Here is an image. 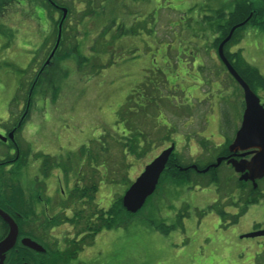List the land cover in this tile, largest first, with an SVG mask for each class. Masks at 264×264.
Segmentation results:
<instances>
[{
  "label": "rangeland",
  "instance_id": "rangeland-1",
  "mask_svg": "<svg viewBox=\"0 0 264 264\" xmlns=\"http://www.w3.org/2000/svg\"><path fill=\"white\" fill-rule=\"evenodd\" d=\"M18 2L0 9V122L21 114L24 106L13 99L19 94L18 102H25L33 69L45 61L47 66L34 87L28 125L17 135L21 156L29 159L17 172L26 196L34 192L43 157H52L50 184L63 182L67 192L76 184L100 183L98 199L86 209L81 200L69 204H77L78 223L86 224L95 210L123 200L146 165L171 144L183 163L203 166L220 156L226 139L240 128L243 91L212 40L223 21L219 13L231 12L234 0H66L72 15L62 27L65 44L49 63L57 13L47 9L45 15L33 0ZM241 33L229 50L242 49L264 76V27L247 25ZM140 86L156 95L153 106L144 103ZM134 92L139 93L135 108L149 106L128 113L138 114L129 120L149 140L142 158L126 155L121 146L128 129L120 116ZM255 92L264 104V90ZM105 147L109 152L102 151ZM217 170L219 180L208 185L196 174L190 182L163 176L140 211L123 215L122 226L95 237L83 251V264H261L264 236H242L253 232L248 228L262 208L232 221L245 207L250 187L239 186L227 162ZM259 187L264 192V177ZM54 194L60 196L58 189ZM256 221V228L264 225L262 218ZM73 226L70 220L66 227L74 232Z\"/></svg>",
  "mask_w": 264,
  "mask_h": 264
},
{
  "label": "flooded vegetation",
  "instance_id": "flooded-vegetation-1",
  "mask_svg": "<svg viewBox=\"0 0 264 264\" xmlns=\"http://www.w3.org/2000/svg\"><path fill=\"white\" fill-rule=\"evenodd\" d=\"M48 1L52 4L54 8H56L57 10L56 13L58 15L57 17L59 18V23H60L63 14L61 9L64 7V4L55 3L52 0H48ZM261 1L264 0H259V2ZM5 3L6 0H0V9L2 11L5 10L6 7ZM37 7L39 10L45 11V15H47L49 9L47 11V8L43 7V5L41 4H38ZM2 11L1 14H3ZM251 16L252 15H250L249 18ZM249 18L244 21L245 24L250 21ZM46 21L47 18L45 17L44 22L46 23ZM48 34L51 35L50 28L47 31V35ZM58 34H59V24H58ZM218 34L220 35L219 32ZM56 43H57V38L54 44L55 46ZM54 47L48 53L47 60L49 59ZM45 63L46 61L39 69L36 68L33 69L32 74H35V76L32 78L30 89L36 85L35 82H38V78L40 75L39 72L46 69ZM31 65H34V62H32ZM26 102L27 101L23 103L20 102L19 105L21 106V108L22 106L25 107ZM24 107L20 111L21 114H15V115L11 114L7 119V121L0 122V136H1L0 137V208L14 218V220L18 225V230H19L17 242L15 247L13 248L15 251V256L14 257H12L11 255L9 256L10 258H13V260H15L16 264H83L84 261L82 259V254L83 251L88 247L85 243V236L87 234L85 227L86 224L83 223L79 224L78 229H76V226H73L74 232H70V229L66 227L70 224V219L72 218L70 215L71 211L73 215L76 213L75 212L76 209L75 208L73 209V207L76 206L77 204L74 202L72 206L69 205L71 203L70 196L72 190L66 192L63 189V182L59 183L58 181L57 182L53 181L50 184L48 180L50 178L49 176L50 174L46 175L43 172V164H42L38 168L39 175L35 174L36 185L34 186V192H31V196L28 195L26 196L24 194L26 196V200L29 203L31 202L32 206L34 207L30 209L25 208L26 211L25 212L21 208L23 201L22 198L18 193L14 192V189L16 188L15 185L19 186L20 189H22V184L20 183V179L18 180L17 178L18 167L20 164L22 165V163H24V160H27L26 161L27 164L29 161V159H23V157L21 156V148L19 150V143L17 139V135L21 131V129H23L24 126L28 125V120L30 117V114H23L25 112ZM233 140L228 145L227 142H225L226 144H224L223 147L226 146L228 150H225V152L223 154H220L218 158H222V157L227 158L224 159L222 163L225 162L228 163L227 160L232 157H234L237 160H241V159L249 160L252 157V154L242 156V154L247 151H238L237 153L230 151V145L233 142ZM238 176H240V174ZM60 181L62 180L60 179ZM58 185L59 187L57 188ZM75 186L73 187V189L75 188ZM52 189L56 191L58 189L60 195L58 197L59 199L57 198V196H55V194L51 195ZM99 190H100V183L98 185V190L94 194L95 202L96 199H98ZM14 198L19 207L14 206L15 203L12 204ZM81 201L83 202L81 207L84 210L86 209L85 207L86 198L81 199ZM56 203H59L61 205L58 204L59 206H57ZM8 232H9V225L7 224V232L2 239H4L7 236ZM27 238L31 239L32 241H35L42 248L39 250L29 247L27 244L24 243V239ZM24 248H27L28 250ZM12 250H10L9 252L13 253ZM9 252H7L4 255V259ZM79 257L80 259L76 262V260Z\"/></svg>",
  "mask_w": 264,
  "mask_h": 264
},
{
  "label": "trees",
  "instance_id": "trees-1",
  "mask_svg": "<svg viewBox=\"0 0 264 264\" xmlns=\"http://www.w3.org/2000/svg\"><path fill=\"white\" fill-rule=\"evenodd\" d=\"M18 1H25V0H18ZM18 1L6 0L7 5H9L13 2L20 4V2H18ZM26 1L31 2V0H26ZM35 1L37 3L43 5L47 9H49V12L51 15H53L51 11H53L54 13L57 11L56 8H54L48 0H35ZM52 1L55 3H61V4L66 5V0H52ZM93 12H94V10H92L91 13H93ZM68 15H69V17L72 15L70 10H69ZM87 15H89V14L88 13L85 14V16H87ZM250 15H252V16L249 18ZM218 17H219V19L223 18V21L219 22L216 26V30L220 33V35H219V37H216L214 39L213 46L215 47V49H217V51H218L220 43L228 36L231 28L235 25H238L241 22H244L246 19L249 18L250 21L247 22L244 26L237 28L234 35L232 36V38L229 40V42L226 43L225 55L227 56L229 61L232 63L234 68L237 70V72L241 75V77L250 85V87L254 91H257V89L264 90V76L260 73V70L257 67L249 64L244 59V57L242 56V49H240L238 51H234V52L229 50V47L232 44L237 43L240 39H242L241 30H243V28L246 27L247 25L264 27V1L256 3L253 0H234V9L231 12H229L228 14L224 13V12H220ZM53 20H54L55 25L59 24L57 22L58 20H56L54 18H53ZM57 25H56V34H58ZM64 29H65V26H64ZM74 30H77V26H76V29L74 28ZM56 38H57V35H56ZM63 44H65L64 34H63V37H62V40L60 42V46H59V49L57 50V52L60 51V48ZM77 45L78 44H75L76 47H77ZM80 62H82V59L80 60ZM30 67L32 68V65ZM224 67H225V65H224ZM28 70H30V69H28ZM45 70L46 69L39 72L40 75L38 78V82H35L36 85H39V81H41L40 77L42 76L43 73H45ZM27 73H28V71H27ZM228 75L235 81V79L229 73H228ZM163 83H165V80L163 81ZM163 86H165V85H163ZM34 87H32L31 89L29 88V90H28L27 99H25V101H27L26 105L24 107L25 112L23 114H28L30 111V106L32 104L31 99L33 97V92L35 90ZM140 88H141L140 93L146 94V92H145L146 90L144 89L145 87L143 88V86H140ZM21 90L23 91V89H21ZM155 90H157V89L155 88ZM152 93L153 92H151V96L148 94L145 95L144 103L146 105L153 106L151 104L154 102L156 95H154ZM137 94H139V93L134 92V94L128 96L126 104L123 107L124 111H122L121 116H120L121 121H123L122 123L124 125H126V127L128 129V133H127V135L124 136L125 139L122 140L123 142H122L121 146L124 148V153L126 155L129 154V155L134 156L135 158H142L146 149H148L147 147L149 146L148 145L149 140H147V139L143 140L145 135L140 131V129L137 130V128H136L137 125H136L135 120L133 122H131V120H129L130 118L132 119V117L134 118L138 114H128L129 112L133 113L132 109L135 108L133 106V100ZM18 96H19V94L16 95V97L13 99V102H15V104L19 106L20 103L18 102V98H17ZM148 107H145L141 110L146 111ZM135 110H136V112H138L140 110V107H139V109L135 108ZM124 115H128V116L130 115V116L124 117ZM147 115L148 114H143V117L145 118ZM134 126H136V127H134ZM233 139H234V137L232 139L227 138L226 139L227 145L230 144V142ZM206 143H207V141H205V145H206ZM225 150H228V148L226 146L223 148V150H222L223 152L221 154H223L225 152ZM102 151H104L106 153L109 152V150L106 147ZM101 154H102V152H101ZM46 157H47V159H46ZM43 158L45 161V162H43V172L46 175H49L50 174L49 166L51 164H53L54 160L52 157H48V156H45ZM214 162L215 161H213L212 163H214ZM212 163L209 162L203 166L197 164L196 162H192L191 164H185L181 161L180 155L178 153L176 154L173 152L170 156V159L167 163L165 170L163 171V173L161 175L159 184L161 183L163 176L164 177L167 176V177L174 179V180H185L186 179L187 181L190 182L193 180L192 176L195 174L199 178L202 179V181H201L202 184L208 185L212 182H217L219 180V177L217 174V171H218L217 169L219 167L218 168L211 167L207 172L202 171L203 169L210 166ZM192 165H196L198 169L195 170L194 168H192ZM259 181L260 180L257 181V186L255 187L254 184L249 182V181L239 180V186L242 189L246 188V186H248V185L250 188L247 190V194L245 195L246 196L245 197V205H244L245 207L242 210H240V212L237 213L236 215H232V217H231L232 221H237L238 218H240L243 215V213H245L248 210L250 205L257 203L258 201H260L261 198L264 197V192L259 187ZM159 184H158V186H159ZM98 185L99 184L96 183L95 181H93L92 186H86V185L80 186L79 184H77L75 186V188L72 189V191H71L70 201L81 200L83 198H86L85 204H87V203L90 204L89 201H94V199H95L94 194L98 190ZM15 187L16 188L14 189V192L18 193L23 200L21 208L24 211H25V208L26 209L33 208L34 206H32L31 202L29 203L26 200V196L24 195L22 189H20V187L17 185H15ZM150 197L148 199H150ZM72 198H73V200H72ZM148 199H147L146 203L148 202ZM12 204H14V206H16V207L18 206L15 198L13 199ZM75 212L76 213L74 214L73 219L71 218L70 220H72V222L74 223L76 228H79V223H78L79 221L78 220L80 219V212L77 209L75 210ZM123 215L131 216V215H133V213L128 212L124 208L122 200L120 198L115 200L114 203L111 204L107 210L102 209V208L95 210L94 214L92 216L87 217V222H86V226H85L86 231H87V234L85 236L86 245L87 246L92 245L94 243L95 237L99 233H101L103 230H106V229L110 230V229H114V228L122 226L124 224V221L121 222L120 220H121ZM95 218L97 219L98 222H94ZM98 223H99V225H98ZM6 232H7V224L0 218V240L5 236ZM24 249L28 250L27 248H24ZM12 252L13 253L9 252L6 255L4 261L3 262L0 261V264H16L15 260H13V258H10V256H9V255H11L12 257L15 256L14 249L12 250Z\"/></svg>",
  "mask_w": 264,
  "mask_h": 264
},
{
  "label": "water",
  "instance_id": "water-1",
  "mask_svg": "<svg viewBox=\"0 0 264 264\" xmlns=\"http://www.w3.org/2000/svg\"><path fill=\"white\" fill-rule=\"evenodd\" d=\"M62 11L63 17L59 25L57 44L47 63H49L50 59L54 56L62 37V25L67 17L68 9L63 7ZM244 24L245 22H242L231 29L228 36L221 42L218 48V53L228 72L235 78L244 92L245 109L242 123L230 145V151L235 153L238 151H247L243 153L242 156L252 154V157L249 160H237L232 157L227 161L233 166L234 170L240 174L239 179L241 181H251L256 187L257 180L264 177V104L261 103L260 97L234 68L225 55L224 50L226 43L232 38L236 28L243 26ZM174 150L175 145L172 144L170 147L162 151L151 163L146 165L142 174L127 189L122 201L124 208L128 212L133 214L137 213L144 207L147 199L156 191L161 175ZM224 159L227 158H218L215 163L202 171L207 172L211 167L216 168L220 166ZM192 167L197 169L196 165ZM0 217L9 225L7 236L0 241V258L1 261H3L4 255L15 247L19 230L14 218L1 208ZM256 236H264V229L245 234L242 237ZM24 243L33 249L40 250L42 248L38 243L28 238L24 239Z\"/></svg>",
  "mask_w": 264,
  "mask_h": 264
},
{
  "label": "crops",
  "instance_id": "crops-1",
  "mask_svg": "<svg viewBox=\"0 0 264 264\" xmlns=\"http://www.w3.org/2000/svg\"><path fill=\"white\" fill-rule=\"evenodd\" d=\"M175 27H177V24H175ZM218 35H219L218 34V31L215 30L214 31V34H213V39L212 40L214 41V39L216 37H218ZM192 104H194V103H192ZM258 208H262V214L256 215V216H254V218H252V220H251V227L248 228V229H250L249 231H256L258 229H263L264 228V225L262 227H259V228L257 227L256 228V224H257V221L256 220H259L261 218H262V220H264V197L261 198L260 201H258L257 203L250 205L249 208H248V210H247V212L244 215H249V213H254V210H257ZM260 216H261V218H260ZM256 217H258V218H256ZM254 223H256V224H254ZM258 245L260 246V244H258ZM260 249L263 250L264 247L263 248H260ZM261 264H264V261Z\"/></svg>",
  "mask_w": 264,
  "mask_h": 264
}]
</instances>
